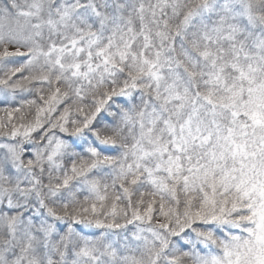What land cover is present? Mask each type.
<instances>
[{
	"label": "snow or ice",
	"instance_id": "1",
	"mask_svg": "<svg viewBox=\"0 0 264 264\" xmlns=\"http://www.w3.org/2000/svg\"><path fill=\"white\" fill-rule=\"evenodd\" d=\"M0 264H264V0H0Z\"/></svg>",
	"mask_w": 264,
	"mask_h": 264
}]
</instances>
